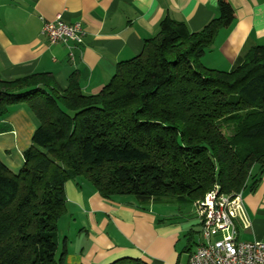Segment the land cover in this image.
Instances as JSON below:
<instances>
[{
	"label": "trees",
	"instance_id": "16d2710c",
	"mask_svg": "<svg viewBox=\"0 0 264 264\" xmlns=\"http://www.w3.org/2000/svg\"><path fill=\"white\" fill-rule=\"evenodd\" d=\"M199 32L169 17L142 52L117 65L95 94L76 74L61 90L50 73L0 76V118L26 104L37 122L17 174L0 161V264H68L58 252L65 183L83 177L106 199L187 205L242 192L264 170V45L232 70L201 59L232 26L230 0ZM223 127L230 131L224 133ZM199 244V243H198ZM197 244V245H198ZM109 264H148L124 257Z\"/></svg>",
	"mask_w": 264,
	"mask_h": 264
},
{
	"label": "crops",
	"instance_id": "0c3cea01",
	"mask_svg": "<svg viewBox=\"0 0 264 264\" xmlns=\"http://www.w3.org/2000/svg\"><path fill=\"white\" fill-rule=\"evenodd\" d=\"M230 1L236 19L218 32L202 56L206 67L232 70L251 48L264 45V0ZM217 13L216 0H0V76L11 80L50 73L65 90L76 74L81 91L95 94L119 63L142 52L165 18L199 32ZM58 14L65 22L82 24V44H50L41 35L43 21ZM70 49L74 60L69 59ZM36 127L26 104L0 118V161L14 174L23 165ZM65 194L57 242L58 252L65 244L68 264H109L124 257L148 264H185L201 240L194 203H143L130 195L106 199L83 177L68 180ZM242 198L247 221L234 220L237 238L264 242V170L242 191Z\"/></svg>",
	"mask_w": 264,
	"mask_h": 264
},
{
	"label": "built area",
	"instance_id": "2783aa9c",
	"mask_svg": "<svg viewBox=\"0 0 264 264\" xmlns=\"http://www.w3.org/2000/svg\"><path fill=\"white\" fill-rule=\"evenodd\" d=\"M40 33L50 44L70 47L82 44L85 30L80 22H65L58 14L52 21H43ZM69 59L74 60L71 49ZM193 206L201 240L185 264H264V242L237 238L234 220L247 221L242 192L224 194L214 188Z\"/></svg>",
	"mask_w": 264,
	"mask_h": 264
},
{
	"label": "rangeland",
	"instance_id": "374dc122",
	"mask_svg": "<svg viewBox=\"0 0 264 264\" xmlns=\"http://www.w3.org/2000/svg\"><path fill=\"white\" fill-rule=\"evenodd\" d=\"M223 129V131H224V133H226V134H229L230 133V131L229 130H227L225 127H223L222 128ZM163 200H172V201H174V202H176V203H179V201L178 200H176V198H172V197H167V198H164ZM186 253V252H185ZM186 259V254H183V258H182V261H184Z\"/></svg>",
	"mask_w": 264,
	"mask_h": 264
}]
</instances>
